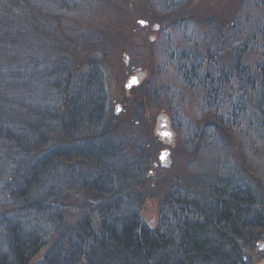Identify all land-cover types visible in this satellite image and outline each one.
<instances>
[{
    "label": "trees",
    "instance_id": "obj_1",
    "mask_svg": "<svg viewBox=\"0 0 264 264\" xmlns=\"http://www.w3.org/2000/svg\"><path fill=\"white\" fill-rule=\"evenodd\" d=\"M48 19L33 0H0V264H29L47 246L38 264H249L242 249L261 238L264 211L239 180L219 178L195 194L173 190L157 225L142 222L144 146L128 149L107 123L96 60L79 68L59 58ZM240 46L233 72L220 69L216 80L211 72L209 81L223 74L225 86L234 79L242 94L249 90L264 128V68L252 75ZM194 68L180 66L182 80L193 82ZM238 99L222 127L239 119ZM71 191L78 201L65 207Z\"/></svg>",
    "mask_w": 264,
    "mask_h": 264
},
{
    "label": "rangeland",
    "instance_id": "obj_2",
    "mask_svg": "<svg viewBox=\"0 0 264 264\" xmlns=\"http://www.w3.org/2000/svg\"><path fill=\"white\" fill-rule=\"evenodd\" d=\"M33 1L49 17L48 36L59 58L79 68L96 60L106 85L107 123H116L127 147L144 146L148 168L138 211L145 225H157L161 202L173 190L195 194L219 178L245 183L264 211V128L252 94H242L234 79L225 86L223 74L209 81L220 69L233 72L240 45L247 47L240 60L252 75L264 68V0ZM190 64L200 69L193 82L182 80L179 69ZM138 72V84L127 87ZM215 87L220 93L213 100ZM237 99V124L222 127L219 118ZM161 119L172 133L168 145L157 134ZM213 123L217 128L209 129ZM74 193H65V207L78 201ZM260 243L264 230L242 249L249 264H264ZM47 248L29 264L40 263Z\"/></svg>",
    "mask_w": 264,
    "mask_h": 264
},
{
    "label": "water",
    "instance_id": "obj_3",
    "mask_svg": "<svg viewBox=\"0 0 264 264\" xmlns=\"http://www.w3.org/2000/svg\"><path fill=\"white\" fill-rule=\"evenodd\" d=\"M143 76V74L141 72H138L136 75L131 76L128 78V83H127V87H129L130 85L134 86L136 84H138L140 78ZM162 124H161V128L159 131H157V134L159 136V138L161 139H167V145L171 143V138H172V133L171 131L168 129L167 124L165 123V119H161ZM168 154V150H162L160 152L159 155V161L161 163V166H165V159L167 157ZM260 248H264V243H260Z\"/></svg>",
    "mask_w": 264,
    "mask_h": 264
}]
</instances>
